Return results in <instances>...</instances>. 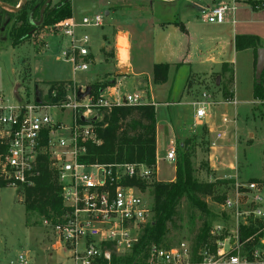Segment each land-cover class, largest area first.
Instances as JSON below:
<instances>
[{
  "label": "built area",
  "instance_id": "obj_1",
  "mask_svg": "<svg viewBox=\"0 0 264 264\" xmlns=\"http://www.w3.org/2000/svg\"><path fill=\"white\" fill-rule=\"evenodd\" d=\"M230 5L225 2L209 9L207 22L225 23L233 11ZM258 10H264V3L255 7ZM102 23L103 16L99 14L82 17L80 23L72 18L58 23L60 36L69 39L67 57L74 75L87 72L90 65V39L86 34L76 36V29L100 27ZM213 84L219 89L216 81ZM74 86L71 89L64 83L56 85L51 91L53 102L49 103L39 97L36 103V96L32 100L0 96V145L5 148L0 154V179L7 188L23 194L24 189L34 186L46 160L60 188L62 215L41 220L49 236V247L42 249L43 255L65 254L62 264H264L262 188L255 181L242 183L236 178H229L234 181L229 184L228 194L216 203L219 213L204 240L195 238L166 247L150 244L130 262L119 260L135 255L140 229L152 215L151 204L138 185L128 182H158L155 166L90 164L81 159L86 156L88 143H100L94 125L102 118L100 111L142 106L143 97L133 93L110 101L91 90L78 99L77 93H84L87 87ZM203 89L195 92L192 100L196 120L193 127L201 125L212 108L236 104L233 97L217 98V89ZM227 122L223 117L222 123ZM220 139L221 134H217L207 148H215ZM175 147L173 144L165 156L170 164L176 161ZM248 229L257 231L244 238ZM2 264L48 263L24 252Z\"/></svg>",
  "mask_w": 264,
  "mask_h": 264
},
{
  "label": "crops",
  "instance_id": "obj_2",
  "mask_svg": "<svg viewBox=\"0 0 264 264\" xmlns=\"http://www.w3.org/2000/svg\"><path fill=\"white\" fill-rule=\"evenodd\" d=\"M69 1L71 18L77 23H80L79 7L81 10L85 9L81 18L95 14L103 16L100 27L76 29V36L86 34L90 39L88 71L81 76V80L74 78L71 81L43 82L34 78L30 64L33 62L30 58L21 56L15 61L11 60L16 63L18 81L22 82L23 65L26 63L23 60H28L29 78L40 85L72 83L90 87L95 83H110L100 91L110 101L133 93L141 95L144 105H153L155 108L157 178L159 163L164 162L173 144L177 145L189 138H194L196 143L203 140L208 143L215 140L217 134H221L217 146L207 149L205 154L212 177L236 178L242 183L255 181L243 180L245 168H250L254 163L255 166H260L264 158V147L261 151L262 157L256 165L258 158L251 151L255 136L248 124L252 120L255 122L257 113V119H260L264 128V112L261 115L258 110L264 109V100L255 101L252 97L255 72L253 51L249 49L237 52L234 39L236 36H255L259 38L264 49V10H252L246 0H89L92 3L90 9L85 6L77 7V0ZM225 2L233 6V11L227 15L225 23H208L205 18L208 10ZM51 34L48 32L43 35L46 45L39 52L35 42L29 44L35 47L37 56L46 51V40ZM25 44L28 43L11 46L9 50L13 52ZM67 59L71 63L70 57ZM242 63L245 67L243 71ZM163 64L168 65L167 79L165 83L157 85L153 81V67ZM230 74L232 84L229 97H233L236 104L217 107H230L232 116H222L228 122L217 124L212 118L214 113L212 115L210 111L209 116L201 121V125L193 127L196 122L194 110L187 113L184 103H181L182 99L188 97L192 100L193 93H197L200 87L210 88L217 78L219 89L216 95L217 98L222 97L220 83H224ZM20 85L18 82L14 84L11 100L19 96ZM158 87L163 88L169 95L172 94L174 99L157 102L155 88ZM161 105L165 106V114L169 116L167 120L159 114ZM239 120H243V126ZM228 123L229 129H222ZM196 127L200 130L195 131ZM239 146L244 149L242 155L237 157L232 152ZM173 180L174 177L168 181Z\"/></svg>",
  "mask_w": 264,
  "mask_h": 264
},
{
  "label": "trees",
  "instance_id": "obj_3",
  "mask_svg": "<svg viewBox=\"0 0 264 264\" xmlns=\"http://www.w3.org/2000/svg\"><path fill=\"white\" fill-rule=\"evenodd\" d=\"M13 0H0V3L12 5ZM14 6H18L19 0H14ZM45 0H31L15 12H7L0 9V15L16 16L15 26L12 28L13 37L18 41L12 46L23 44L31 36L34 27L31 20L34 16H39L41 20L38 28L53 26L61 21L71 18V3L69 0H63L62 3L49 9V5L42 11L40 7ZM252 10L264 3V0H246ZM34 4V5H33ZM31 11V15L28 14ZM16 24H19L16 27ZM234 48L237 52L244 50L253 51V67L255 71L257 50L262 49V44L255 36H236L234 39ZM226 65L223 66V71ZM168 65H155L153 67V81L155 84H163L167 79ZM110 83L92 84L91 90L95 95L109 86ZM232 84V74L224 83H220L222 96L228 98ZM252 97L255 101L264 100V69L259 79H253ZM102 116L100 121L94 123L96 129V138L99 144L88 143L86 145V156L81 159L84 163L98 164H143L146 166H155V108L153 105H142L138 107H112L100 111ZM194 138L185 139L179 142L175 147V176L171 182H155L152 187V205L151 219L142 231L139 239V246L135 248V255L122 259L123 262H130L147 245L155 244L163 246V239L168 233V224H173L177 216V209L182 199L190 200L192 206L196 208L206 218H214L203 200V197H213L216 203H221L225 195H216V185H229L232 182L220 181L216 183H200L196 180L195 170L192 165V156L194 154ZM5 148L0 145V154H3ZM130 185L137 184L140 187L144 183L138 181L128 182ZM5 183L0 179V189L5 188ZM24 194L25 214L36 215L41 220L62 215L64 208L60 197V188L55 181L53 174L48 170L46 160L39 169V176L36 178L34 186L26 188ZM210 223L204 221L197 241L206 238ZM257 229H248L243 237L250 236ZM116 261V259H114Z\"/></svg>",
  "mask_w": 264,
  "mask_h": 264
},
{
  "label": "rangeland",
  "instance_id": "obj_4",
  "mask_svg": "<svg viewBox=\"0 0 264 264\" xmlns=\"http://www.w3.org/2000/svg\"><path fill=\"white\" fill-rule=\"evenodd\" d=\"M29 1L31 0H26V2ZM62 1L63 0H45L44 4L39 8V11H42L48 5L49 9H52L53 7H56L57 5L62 3ZM38 2L39 0H37L35 5L33 4L34 7H36V4H38ZM11 3L12 5H6L15 7V1L13 0ZM77 3V7L85 6L89 9L90 7H92V3L89 0H77ZM84 10H81L80 7L78 9V11L80 12V19L82 16V11ZM5 11L9 12L8 10ZM28 14L31 15V11H28ZM15 18L16 16L8 17L2 14L0 15V96L11 98L14 90V84L18 82L19 84H21V87H19L18 89V99L24 100L29 98L30 100H32L34 96H37L43 99L45 103L53 102L51 91L56 88V85H58L59 83L40 85L39 83L33 82L29 78L30 76L29 64L27 62L28 60H23V62L26 63L23 65V73L21 75L22 82L18 81L17 69H15L16 63H12L11 60L15 61L17 58H21V56L30 58V61L33 62L30 64L34 71V78L43 82L71 81L74 80V78H76L77 80H81V76H84L86 72L82 74H76V76L73 74L71 63L66 57V51L70 45L69 39L60 36L58 23L53 26H46L47 29H44L45 27L38 28L42 20L39 18V16H34L31 20L35 28L32 29L30 38L24 42H27L28 44H25L22 47H18L13 52H10L9 49L12 44L18 42L16 38L13 37V32L11 31L13 26H15ZM18 26L19 24H16V27ZM48 32L52 33L50 35L51 37L46 40L48 42V47L43 55L37 56L35 47L29 44L31 42H35L37 51L39 52L40 50H43L46 45L43 35L47 34ZM34 55H36L37 57L34 58ZM244 68V63H242V71L244 70ZM64 84L69 85L71 89L75 87L72 83ZM217 88L218 87H216L213 83L210 85L211 90ZM155 90V98L157 102L163 103L169 98L170 101L174 99L173 95H169V93L165 92L163 88L158 87L155 88ZM202 90H204L203 87H200L198 89V92L201 93ZM194 95L195 93L192 94V100L195 98ZM192 100L187 97L186 99H182L181 101V103H184V110L187 113L188 111L191 113L194 110V107L192 106ZM246 106L249 107V105ZM258 110L262 115L264 109L258 108ZM165 111V106L161 105L159 108V114L162 115L165 120H167L169 116L168 114H165ZM211 111L212 115L214 113V116L212 118L217 124L222 123L221 119L224 114H227L230 117L232 116L229 106H221L219 108L214 107L211 109ZM255 115L259 117L257 113H255ZM60 116L63 115L60 114ZM257 118L255 119V122L252 120L251 123L249 122L248 124V128L251 129V133H253L255 136L253 145L251 146V151H253L252 153L258 158L256 165L262 157L261 151L262 147H264V128L260 119ZM239 123H241L242 126L244 125L243 120H239ZM229 126L230 124L228 123L222 129L228 130ZM194 130L199 131L200 128L196 127ZM207 144L208 143L205 140L198 143H196V141L194 142L192 165L195 170L194 176L196 180L200 183H216L220 181L233 182L234 180H231L229 178L220 179L216 178L215 176L212 177L205 161V154H207L208 152ZM243 149L244 147L241 148V146H239L237 150H234L232 152V154H236V156L238 157L239 155H242L241 153H243ZM246 151L250 150L246 149ZM261 162L262 163L260 164V166H255L254 163V165L250 168H245L243 180L255 179V182L259 183L260 187L262 188L261 191L264 198V158H262ZM174 171L175 164H170L165 160L164 162H160L158 166V182H169L168 180H171L174 177ZM142 183H144L145 186L138 187L142 192L145 200L152 205L153 195L151 186L155 182ZM228 192L229 185L223 186L222 184H217L214 196L225 195L228 194ZM203 200L206 202V205L211 213H213L214 215H217L219 213L218 206L213 197H203ZM207 220L210 223V226L215 222V218L208 219L206 218V216L202 215L196 208H194L190 200L182 199L177 209V216L174 220V223L172 225L168 224V233L163 239L162 245L171 246L181 241H193L199 234L203 222ZM146 226L147 224L141 227L139 232L140 236ZM46 247H49L48 230L43 228V226L41 225V219L38 216L25 214L24 195L22 193H15L12 189L7 187L0 189V264L5 263L9 259H12L18 254L24 252H29L32 255H36L38 261L41 263L62 264L65 262V254L62 253H54L51 257H46L45 255H43L42 249H46ZM122 259H125V257L119 258V260Z\"/></svg>",
  "mask_w": 264,
  "mask_h": 264
},
{
  "label": "water",
  "instance_id": "obj_5",
  "mask_svg": "<svg viewBox=\"0 0 264 264\" xmlns=\"http://www.w3.org/2000/svg\"><path fill=\"white\" fill-rule=\"evenodd\" d=\"M26 0H19L18 6L16 7H11L8 6L4 3H0V9L3 10H8L9 12H15L18 11L25 3ZM70 54V51H66V56ZM264 69V49H259L257 50V55H256V65H255V72H254V77L255 79H259L262 71ZM216 84H219V78L216 79ZM91 92V87H87L84 91V93H77V98L81 99L84 96L90 94ZM36 103H39V98L36 96L35 98ZM81 121L85 122V119L81 117Z\"/></svg>",
  "mask_w": 264,
  "mask_h": 264
}]
</instances>
